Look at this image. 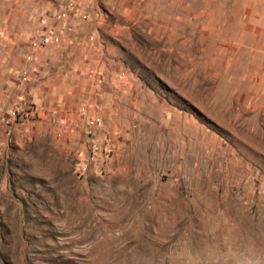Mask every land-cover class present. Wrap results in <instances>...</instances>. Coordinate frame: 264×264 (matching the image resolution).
I'll return each instance as SVG.
<instances>
[{"label": "rangeland", "instance_id": "obj_1", "mask_svg": "<svg viewBox=\"0 0 264 264\" xmlns=\"http://www.w3.org/2000/svg\"><path fill=\"white\" fill-rule=\"evenodd\" d=\"M66 1L0 0V113L31 106L34 81L54 97L77 87L74 106L100 122L88 134L75 110L56 135L61 111L0 121V264L264 250V0H75L74 35L97 54L73 46L78 73L17 82L41 10ZM92 141L103 163L79 170L74 150Z\"/></svg>", "mask_w": 264, "mask_h": 264}, {"label": "crops", "instance_id": "obj_2", "mask_svg": "<svg viewBox=\"0 0 264 264\" xmlns=\"http://www.w3.org/2000/svg\"><path fill=\"white\" fill-rule=\"evenodd\" d=\"M79 1L76 2V8H75V13L73 14L72 18L65 24L60 25L59 27L55 28V31L57 33L60 34L59 40L55 43H52V46L50 47H38V46H34L31 45L29 42H27V44L25 45L27 48V52L31 54V60H26L24 61V68L22 69V72L18 71L17 73H14V76L17 79V82L19 83H26L25 86H28L29 84H27L29 82V80H32L33 77L31 75L30 72H28V74H26L25 78L20 79V74H22L24 72V69L27 66V63L32 62L34 65V72L35 74L39 72L43 74V76L45 78H43V82H45L46 84H49V77H51L52 75L56 74V75H64V76H68L70 74L74 75L76 73H78L77 71V65H69V62L67 61V57L66 54H68V52H71V48H73V46H77L80 47V51L81 54L83 56L86 55H91V54H97V50L98 48L94 46L93 42L91 40H81V39H76L74 33L77 31V29H79V22H80V15L81 10L79 8ZM59 4H53L50 8L53 9L55 7H58ZM78 7V8H77ZM46 8L42 9L41 11L45 10ZM47 10V9H46ZM83 16V15H82ZM81 23V22H80ZM51 45V44H50ZM70 45V46H69ZM86 48V50H84ZM68 49V50H67ZM50 50H55V52L53 53H49ZM59 56V60L58 62H56L55 67H47L48 63H52L53 59H57V57ZM63 58V59H62ZM98 66H94L92 68H95ZM91 66L87 67L86 71L88 72V70H90ZM50 69V71L48 72L47 70ZM54 70V71H53ZM47 77V80H46ZM59 86L58 84H55V86L53 85V89H58ZM63 86V85H62ZM65 86V85H64ZM29 89H28V93H31V103L32 105L35 107V115H32V117L30 118V120L34 119V117L36 118H43L45 119L46 116L50 113V112H55V111H61L62 113L58 112L57 114V118L59 117H65L67 119V116L70 117V119H72L74 117V112L76 110V112L79 109V106L75 107L74 105H76L75 103L73 104L74 101V97H71V94L75 92L74 87H71L70 90H68V92L64 93V94H58L56 95V97L53 96V94L48 90L45 89V86L43 85H39L38 83H35L34 81L29 85ZM64 89L66 90V86L64 87ZM41 90V91H39ZM37 92H41L39 96H37ZM12 102L14 101V99H12ZM56 100L57 103H55L53 105V101ZM45 101V103H44ZM80 105V104H79ZM13 105H11L9 107V109L12 107ZM8 109V110H9ZM55 120V122H56ZM73 128L70 126L69 129H65L63 130V132H72ZM62 133V131L60 133H56V135H60Z\"/></svg>", "mask_w": 264, "mask_h": 264}, {"label": "built area", "instance_id": "obj_3", "mask_svg": "<svg viewBox=\"0 0 264 264\" xmlns=\"http://www.w3.org/2000/svg\"><path fill=\"white\" fill-rule=\"evenodd\" d=\"M75 6V0H68L62 4L60 8H56V10L52 12L54 13L53 15L51 12L49 13L51 15L47 14V10L41 11L43 14L40 15V26L36 29V32L33 33V37L30 38V43L35 46H43L52 41L57 42L59 40L60 34L55 31V28L59 27L60 23L61 25L65 24L72 18L74 14L73 11H75ZM53 19L57 21L56 24L52 23ZM25 56L27 57V60H31L30 53L27 52ZM28 72L31 73L32 77L36 75L32 62L27 63L24 72L19 76L20 79L25 78ZM78 113L80 114L79 116H84V122L86 124L88 134H92L100 126L98 118L90 115H84L85 112L83 111L82 106L79 107ZM32 115H35V107L33 105L23 109H17L16 106H12L9 111H2L0 113V121L7 125L19 118L23 121H26L27 119L31 118ZM69 128L70 126L68 120L65 117H59L56 120L55 133H60L61 131ZM24 130H26V127H24ZM100 148L101 147L99 144L92 141L85 148H77L74 150V157L77 160V166L79 170L86 166L99 168L102 165V148Z\"/></svg>", "mask_w": 264, "mask_h": 264}, {"label": "clouds", "instance_id": "obj_4", "mask_svg": "<svg viewBox=\"0 0 264 264\" xmlns=\"http://www.w3.org/2000/svg\"><path fill=\"white\" fill-rule=\"evenodd\" d=\"M264 264V250L256 247L255 244H240L230 242L218 245L215 254H204L198 250L190 251L182 264ZM160 264H172L167 256L160 260Z\"/></svg>", "mask_w": 264, "mask_h": 264}]
</instances>
